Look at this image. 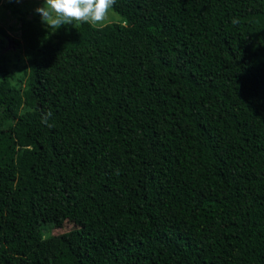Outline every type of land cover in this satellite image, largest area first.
Returning <instances> with one entry per match:
<instances>
[{"label":"trees","instance_id":"1","mask_svg":"<svg viewBox=\"0 0 264 264\" xmlns=\"http://www.w3.org/2000/svg\"><path fill=\"white\" fill-rule=\"evenodd\" d=\"M112 10L90 37L18 15L0 264H264V0Z\"/></svg>","mask_w":264,"mask_h":264},{"label":"rangeland","instance_id":"2","mask_svg":"<svg viewBox=\"0 0 264 264\" xmlns=\"http://www.w3.org/2000/svg\"><path fill=\"white\" fill-rule=\"evenodd\" d=\"M42 3L43 0H0V67H2L0 81L6 73L9 80L21 90L26 86L28 65L16 42L20 38L18 15L41 19L40 15L35 12V8ZM12 9H16L17 13H13ZM109 15L110 18L102 25L123 20V17L112 9ZM102 25L81 23L78 27L84 35L87 34L90 37V34L98 32ZM65 26L69 28L73 25L65 24ZM24 108H28V106L24 105ZM75 227L72 221L64 220L59 226L44 225L43 235L45 237L59 235Z\"/></svg>","mask_w":264,"mask_h":264},{"label":"clouds","instance_id":"3","mask_svg":"<svg viewBox=\"0 0 264 264\" xmlns=\"http://www.w3.org/2000/svg\"><path fill=\"white\" fill-rule=\"evenodd\" d=\"M116 0H43L35 8L41 22L55 32L62 25L71 24L77 27L81 23L102 25L110 18V10ZM233 24L238 23L233 19Z\"/></svg>","mask_w":264,"mask_h":264}]
</instances>
